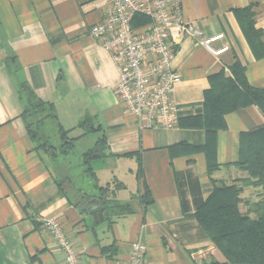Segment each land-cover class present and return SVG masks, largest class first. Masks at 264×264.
<instances>
[{"label": "crops", "instance_id": "crops-1", "mask_svg": "<svg viewBox=\"0 0 264 264\" xmlns=\"http://www.w3.org/2000/svg\"><path fill=\"white\" fill-rule=\"evenodd\" d=\"M105 9L104 0H0V264H64L42 227L51 217L82 264H127L134 241L146 245L145 264L222 263L194 218L195 206L214 185L231 182L240 135L263 127L264 114L256 105L224 114L211 175L205 153L190 149L204 143L203 127L139 129L115 93L119 72L111 53L90 34ZM181 14L205 35L222 32L214 45L229 49L215 56L176 36L173 66L181 80L173 99L180 118L202 114L211 76H229L235 61L250 86L264 88V0H181ZM20 84L53 105L57 122L76 137L71 151L52 157L35 149ZM88 120L97 130L85 133L79 124ZM53 130L58 134L56 121L45 118L40 131L50 142ZM100 136L106 155L91 161L94 180L84 173L82 154ZM98 187L119 208L95 222L87 208Z\"/></svg>", "mask_w": 264, "mask_h": 264}, {"label": "trees", "instance_id": "trees-1", "mask_svg": "<svg viewBox=\"0 0 264 264\" xmlns=\"http://www.w3.org/2000/svg\"><path fill=\"white\" fill-rule=\"evenodd\" d=\"M149 18L142 14H135L131 20V27L134 29L149 23ZM231 74L228 76L223 71L211 76L210 88L205 92L203 101V112L199 116L180 118L178 125L185 124L188 127H203L205 130V141L202 144L190 146L191 150L203 151L207 159V171L211 175L218 169L215 159V138L216 131L225 126L224 114L239 107L256 105L264 114V88H254L247 83L243 66L235 61L230 66ZM20 93L25 98V109L23 117L26 119L25 127L27 134L34 142V147L50 156L65 154L73 149L76 137H68V130L57 122L53 105L38 98L35 93L25 84H20ZM40 116L31 128V121L27 114ZM45 118L56 121L57 130L60 136V144H52L48 138L44 137L40 129ZM86 128L85 133L95 131L89 120L79 124ZM38 137H42L44 142H38ZM106 140L104 136L96 139L93 146L82 154V164L84 173L90 179L95 175L91 168V161L103 158L106 153ZM237 167L246 168L250 174L257 177L264 183V126L252 131L242 132L240 135L239 159ZM100 193L97 198L104 207V214L110 208L119 206L109 196H106V188L98 187ZM239 189L235 184L214 185L207 198L200 201L195 206L194 218L215 246L223 253L226 260L222 263L214 264H244L240 260L256 254L259 258L264 251V197L255 203L258 220L249 221L246 217L238 214L237 193ZM108 195V194H107ZM148 193L145 189L143 198L146 200ZM85 199H90L85 196ZM115 203V204H114ZM113 204V205H112ZM120 208H124L121 206ZM246 231L247 243L233 236V229ZM240 232V231H239ZM237 234V233H236ZM259 264H264V258L260 259Z\"/></svg>", "mask_w": 264, "mask_h": 264}, {"label": "built area", "instance_id": "built-area-1", "mask_svg": "<svg viewBox=\"0 0 264 264\" xmlns=\"http://www.w3.org/2000/svg\"><path fill=\"white\" fill-rule=\"evenodd\" d=\"M101 21L93 24L90 34L111 53L119 79L115 93L125 110L138 120L139 129L178 126L180 108L173 99L175 85L181 80L173 66L176 36H189L211 54L218 56L229 49L215 46L222 32L205 35L181 14V0H104ZM135 14L147 16L149 23L131 27ZM43 229L64 254V264H82L71 237L56 218L42 222ZM146 245L131 243L127 264H145Z\"/></svg>", "mask_w": 264, "mask_h": 264}, {"label": "rangeland", "instance_id": "rangeland-1", "mask_svg": "<svg viewBox=\"0 0 264 264\" xmlns=\"http://www.w3.org/2000/svg\"><path fill=\"white\" fill-rule=\"evenodd\" d=\"M40 116L32 115V113L27 114V118L29 121H31V128H34V125L38 121V118ZM51 143L55 145H59L61 140L59 137V133H54V130L51 133ZM68 137L70 138L69 134ZM38 142H44L42 137H38ZM92 143L89 147H91ZM81 147H83V143H80L76 146L75 152H80ZM92 181V180H91ZM228 184L226 183H220L222 185H231L235 184V186L239 189L237 193L238 203H237V210L238 214L242 217H246L249 221L255 222L258 220V213L256 211L255 203L262 200L264 197V183L261 182L257 177H254L250 174L249 170L242 167H237L236 172L234 173L233 177L230 180ZM250 229V227H247L245 229L244 227L242 230H235L233 229V236L237 239L242 240L244 243H247V240H243L245 238H248L246 231ZM240 231V232H239ZM237 233V234H236ZM215 250L219 255L222 257V260L225 261L226 258L223 255V253L215 246L213 243ZM245 257L244 259H241L240 261L244 264H259L258 262L261 261L260 259L264 258V251L261 254V256L258 258L256 254H253L252 256H248L246 253H244ZM264 261V260H263Z\"/></svg>", "mask_w": 264, "mask_h": 264}, {"label": "water", "instance_id": "water-1", "mask_svg": "<svg viewBox=\"0 0 264 264\" xmlns=\"http://www.w3.org/2000/svg\"><path fill=\"white\" fill-rule=\"evenodd\" d=\"M87 209L95 222L103 220L104 207L97 198L92 199L91 205Z\"/></svg>", "mask_w": 264, "mask_h": 264}]
</instances>
